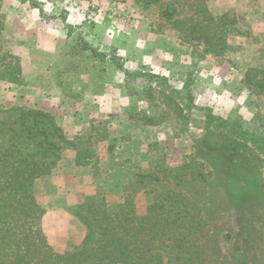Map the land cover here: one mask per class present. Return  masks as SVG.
I'll list each match as a JSON object with an SVG mask.
<instances>
[{"label":"rangeland","instance_id":"obj_1","mask_svg":"<svg viewBox=\"0 0 264 264\" xmlns=\"http://www.w3.org/2000/svg\"><path fill=\"white\" fill-rule=\"evenodd\" d=\"M199 108L264 117V0H0V144L48 169L33 195L54 252L81 245L80 215L170 198L212 264H264V163ZM67 172L86 180L56 190Z\"/></svg>","mask_w":264,"mask_h":264},{"label":"trees","instance_id":"obj_2","mask_svg":"<svg viewBox=\"0 0 264 264\" xmlns=\"http://www.w3.org/2000/svg\"><path fill=\"white\" fill-rule=\"evenodd\" d=\"M199 111L208 136L221 144H244L264 163L263 116L256 114L247 123L241 117L217 116L210 108ZM11 148L0 144V264H212L198 246L200 220L170 198L155 200L142 215L127 199L111 214L80 215L86 229L81 245L54 252L39 224L42 211L33 195L34 181L48 169L38 166L34 155ZM75 152V164H89L86 150Z\"/></svg>","mask_w":264,"mask_h":264},{"label":"crops","instance_id":"obj_3","mask_svg":"<svg viewBox=\"0 0 264 264\" xmlns=\"http://www.w3.org/2000/svg\"><path fill=\"white\" fill-rule=\"evenodd\" d=\"M78 168L81 170L83 167H78ZM78 174H75V173L71 174V172H67V173H63L62 175L52 177V179H54V181L62 180V182H63L62 184L64 185V187H62L60 189L58 187L55 188V189L56 190H61V191H63V190L68 191V190H72L71 186L74 189L78 188L79 184L86 180V178H82V174H79V175ZM89 179H91V178H89ZM45 181L46 180L44 179V182ZM38 183H41V180ZM66 186H68V187H66Z\"/></svg>","mask_w":264,"mask_h":264}]
</instances>
